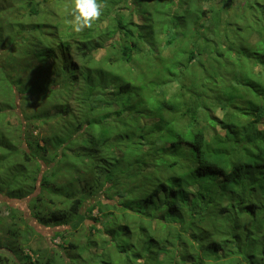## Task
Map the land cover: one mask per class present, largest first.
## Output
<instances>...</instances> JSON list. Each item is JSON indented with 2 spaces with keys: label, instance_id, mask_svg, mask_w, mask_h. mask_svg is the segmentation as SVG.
Returning <instances> with one entry per match:
<instances>
[{
  "label": "trees",
  "instance_id": "trees-1",
  "mask_svg": "<svg viewBox=\"0 0 264 264\" xmlns=\"http://www.w3.org/2000/svg\"><path fill=\"white\" fill-rule=\"evenodd\" d=\"M59 1L26 0L24 13L10 22L12 27H21L19 35L0 29V58L2 52H9L5 64L0 60V197L9 210L6 229L11 234L6 248L24 264H71L92 250L96 262L79 259L75 264H264V29L258 30L255 20L244 17V0L242 14L225 21L224 27L222 14L235 0H218L220 7L191 8L199 17L197 22L203 23V50L216 62L212 66L203 63L200 70L193 64L195 52L191 50V69L185 71L177 91L156 111L140 113L152 126L167 117L177 120L171 136L162 133L159 137L166 148L163 154L168 156L161 158L166 160L162 166L154 164L161 152L151 141L143 149L137 141L130 156L123 146L102 152L100 148L114 137L107 129L109 119L89 135L87 150L63 158L66 152L61 146L67 134L58 136L59 127L73 128L67 135L71 137L86 126L84 117L96 124L92 113L96 108L86 106V99L112 111L115 107L111 105L120 102L137 103L138 94L124 98L135 88L132 80L127 76L115 80L116 72H111L120 60L122 42L133 31L132 12L126 17L124 6L117 10L114 25L124 36L119 37L115 53L98 60L95 53L106 41L101 27L84 29L79 32L82 38L72 42L56 41L46 33L32 37L31 31L47 26L51 18L46 17L47 6ZM3 4L1 8L13 7ZM5 16H0L1 24ZM44 16L45 22L40 20ZM253 35L263 43L254 44L251 56L248 42L238 38ZM35 46L38 49L30 56ZM75 52L80 63L74 60ZM233 53L241 59L238 67L232 64ZM133 56L123 59L130 62ZM106 71L114 79H104ZM12 72L18 77H12ZM20 73L25 77H19ZM29 107L35 110L28 113ZM71 115H77V120L71 121ZM49 122L58 126L43 134V123ZM142 140L148 143L150 138L143 136ZM70 166L76 170L72 176L64 169L61 175L55 173L56 167ZM61 178L66 185L56 183ZM25 199L39 226L54 228L48 240L58 249L49 246L43 253L41 245L32 248L27 244L29 237L20 227L26 220L21 207L13 204ZM159 213L167 223L165 228L161 222L154 223ZM120 221L118 227L113 226ZM187 221L198 226L195 232ZM4 222L0 220V227ZM80 227L88 228L86 242L68 240ZM135 232H139V248L132 240ZM58 238L63 242L55 243ZM7 261L0 256V264Z\"/></svg>",
  "mask_w": 264,
  "mask_h": 264
},
{
  "label": "rangeland",
  "instance_id": "rangeland-1",
  "mask_svg": "<svg viewBox=\"0 0 264 264\" xmlns=\"http://www.w3.org/2000/svg\"><path fill=\"white\" fill-rule=\"evenodd\" d=\"M12 1L13 3L11 2V0H0L1 7H5L3 3L6 2H8L9 5L12 4L14 7H0V16L6 15L4 21L5 24L0 23V29H5L8 35L9 32H14L15 36H18L21 27H19L18 29L15 24L14 27H12L10 22L11 18L13 19L15 16H21L24 13L22 8L23 3L26 0ZM100 2L104 4L103 14L100 19L93 24L92 27H101L100 31L104 33V40L106 41L102 42L103 46L95 53V59L98 60L102 59L109 52L115 53L118 46L117 41L119 37L124 36L123 32H121L117 28V24L114 25V18L117 10L124 6V13L126 17L129 15V11L132 12L131 21L134 23V26H132L133 31L129 34V38L126 41L122 42V48L119 54L120 60L115 65L116 67H112L111 72H116L114 74L118 78H116L115 80H120L122 77L126 76L132 80L133 86L135 88H133V90H131L130 92L125 93L124 98H131L130 94L136 97L137 93L138 97L135 99L137 103L122 104V102H120L117 105H111V107H115V109L109 111L110 109L102 110V107L96 106L95 104H92L89 99H86V106L96 108L94 111H92V113L96 114L97 121H93V123L96 124L90 123L91 119L86 120V118L84 117L82 121L85 120L84 125L86 126L82 128L78 135L76 132H74L71 137H67V135L72 134L73 128L70 130L68 127L64 126L65 124L59 127L58 136L67 134L65 137V142L61 146V148L66 152L64 153L63 158H65L66 154L70 156L72 154H77L83 150H87L89 135H91L92 133H97L98 130L101 129L100 122L104 123L107 121L105 119H109V125L107 126V129L110 131V133H113L114 137L113 141L110 140V142L106 143L104 147L100 148L102 152L106 151V149H108L109 147L117 151L121 149L120 146H123V148L128 152L127 156H130L132 151L136 148L133 145L136 144L137 141L140 142L141 149L147 146L151 141L155 143L156 148L161 152L159 157L157 156V161H154V164L162 166V160L164 162H166V160L161 158H165L168 156L163 154L166 148L163 149V145L162 142L159 141V137L162 133L171 136L172 126L176 123L177 120H173V117H167L166 120H163L161 124L152 126L149 122L145 123V118L140 113L143 112L144 114L148 111H156L159 107V104L163 100H165L166 98L170 99L171 95L177 91L180 85L179 82H181L183 78L186 77L184 76L185 71L191 69V67L188 68V55L191 50L195 52V59L193 61V64L196 66V68L200 67V70H202V68L204 67L203 63H206L207 66H212L213 64H215V58L206 55V52H204L203 50L204 41L202 40L203 35L200 32V30L202 29L201 25H203V23L197 22V19L199 17L198 15H193L191 13V8L196 11L198 9L201 10L202 8H209L212 5H214L215 7H220L222 3L218 0H128L126 4L123 0H100ZM187 5L189 6L188 10H186ZM241 5V0H235L234 6L229 9L227 13L224 12V14H222L223 27L225 26V21H234L237 16H240L242 14L243 7L241 8ZM70 6H74V0H61L59 2H52V4L47 6L48 10L46 17L51 16V18L47 20V26H43L37 30L31 31L32 37H40L42 33H46V35L50 36L51 38L53 37L56 41L68 39L72 42L76 39H81L82 37L79 33L76 34L75 32V34L72 35L74 33L73 31L75 30L71 28L74 27L72 23L74 17L72 15L73 9H71ZM243 6L244 17H249L255 20V26L257 27V29L263 30L264 0H244ZM112 9L113 12L111 13ZM55 11H57V13L50 15ZM46 17L44 16V18H41L40 20H44L43 22H45ZM24 20V23L27 24L28 19ZM111 24L112 26L110 27ZM113 29H115L116 31H114ZM106 32H108V35L106 34ZM210 33L211 29L207 31V34ZM221 33L223 34V32ZM234 36L237 37L236 32H234L233 37ZM242 39L248 42L249 53L251 56H254V44L257 45L263 43L262 39L256 37L255 35H253V37L251 38L239 37L238 41L241 42ZM214 41H216V39ZM133 42H136V44H134ZM0 44H2V40H0ZM237 45L238 44H236L235 46ZM36 49H38L37 46H35L30 51V56L35 54L34 51ZM124 50L127 52V55L123 53ZM239 52L240 49L236 51L237 54H239ZM75 53H73V56L75 58L74 60L80 63L78 60L79 56L77 53ZM129 55H134L132 61L126 62V60H124L123 58H127V56ZM7 57H9V52H2L1 58L3 61L5 60L4 64ZM232 58V64L235 65L234 67H238L237 65L239 62H241V59L240 61L237 60L235 53H233ZM50 61L53 62V60ZM106 68H108V66L105 67V70ZM129 71L131 72V74L128 75ZM12 73V77L17 76L15 72ZM112 73L106 71L103 75V78L106 80L112 79L114 77V74ZM18 75L19 77L21 76V78L25 77V73H20ZM164 92L167 95H165ZM157 96H161V98H158ZM33 110L35 109L29 107L27 109V112L32 113ZM109 114L113 116L107 118ZM76 116L71 115L70 120L76 121ZM43 125V134L51 132L53 129H55V127L58 126V124H56L55 122H49L47 124L43 123ZM158 128H161L162 131L158 130ZM143 136H148L150 138V140H148V143L146 142V140H142ZM91 151H93V149H91ZM137 151L139 152L140 149H138ZM177 157L181 158L182 155L179 154L177 155ZM59 158H62V155H60ZM82 160V158L79 159V161ZM183 163L187 164L188 160L185 159ZM61 169H64V172H66L69 176H72L73 172H76V170L73 169L72 166H70L68 168L56 167L55 173H60V175L63 174ZM56 183L59 186H64L66 185V180L61 178L60 180L58 179ZM45 196L47 198L50 197L52 199L53 197V199H55V196L47 195L46 193ZM56 200L57 204L62 205L58 198H56ZM13 204H15L16 207H21L20 210L22 212V216L26 220V223H22L20 227L22 231L25 230L29 237V243L27 244H30L32 248H38L41 245V247L43 248V253H46L48 251L47 248L49 246H52L50 245V241L48 240V238L53 234L54 228H41L39 226L38 222L32 218L31 213L28 212L29 208L26 205L28 204L27 199L20 202L14 201ZM0 205L1 209H3V207L5 209L3 197H0ZM47 205V207L50 206V204ZM53 207L55 206L53 205ZM193 215L199 214L194 213ZM200 215L201 217H203V214ZM192 217L193 219H196V221H198V218L194 216ZM120 218H123V215H121ZM4 221V227H0V242L3 245L0 246V256H4L9 259V261L4 264H24L22 258L17 257L15 253H12L8 250L9 248H6V246H10L11 244V234L6 229V225L10 223V216L4 218ZM156 221L161 222L165 228L167 223L161 220L160 213L157 215V217H155L154 223ZM122 222L123 221L115 223L113 224V226L118 227V224ZM194 223L195 222L187 221V225L190 229L192 228V232H195L194 229L198 227L196 224L194 225ZM0 225H2V223ZM195 226L197 227L195 228ZM31 228H36V230ZM87 232V227H80L77 231L73 232L72 236H69L67 238L68 240L80 241L81 243H85ZM139 238V232H135L132 240L136 241L137 244H133L136 248H139ZM68 240H65V242L67 241L65 244H68ZM62 242V238L55 240V243ZM24 244L25 243L21 242L20 246L22 245L23 247ZM52 247L55 249L57 248V246ZM101 254L102 250L100 249L98 262H100ZM79 259H85L88 261L92 260V263H94V261L96 262V253L92 250L91 252H87L85 257H79ZM79 259H76V261H78ZM68 261L70 262L71 259H69ZM76 261H72L71 264H75ZM100 263L102 264V262ZM55 264L62 263L56 261Z\"/></svg>",
  "mask_w": 264,
  "mask_h": 264
},
{
  "label": "clouds",
  "instance_id": "clouds-1",
  "mask_svg": "<svg viewBox=\"0 0 264 264\" xmlns=\"http://www.w3.org/2000/svg\"><path fill=\"white\" fill-rule=\"evenodd\" d=\"M104 4L100 0H74L72 15L74 30L79 33L86 28H91L103 14ZM7 211L8 215L2 216L0 220L9 217V210L0 209V212Z\"/></svg>",
  "mask_w": 264,
  "mask_h": 264
},
{
  "label": "built area",
  "instance_id": "built-area-1",
  "mask_svg": "<svg viewBox=\"0 0 264 264\" xmlns=\"http://www.w3.org/2000/svg\"><path fill=\"white\" fill-rule=\"evenodd\" d=\"M5 215H8V212L7 211H2V212H0V218L2 217V216H5ZM59 239V238H58Z\"/></svg>",
  "mask_w": 264,
  "mask_h": 264
}]
</instances>
